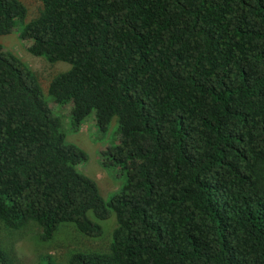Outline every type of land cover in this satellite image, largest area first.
Here are the masks:
<instances>
[{"label": "trees", "instance_id": "obj_1", "mask_svg": "<svg viewBox=\"0 0 264 264\" xmlns=\"http://www.w3.org/2000/svg\"><path fill=\"white\" fill-rule=\"evenodd\" d=\"M0 0V37L65 63L48 89L73 127L119 117L108 163L126 171L105 202L60 130L39 75L0 44V264L30 232L72 224L104 250L47 264H264V0ZM46 264V263H44Z\"/></svg>", "mask_w": 264, "mask_h": 264}, {"label": "rangeland", "instance_id": "obj_2", "mask_svg": "<svg viewBox=\"0 0 264 264\" xmlns=\"http://www.w3.org/2000/svg\"><path fill=\"white\" fill-rule=\"evenodd\" d=\"M25 4L26 23L34 19L41 5V0H22ZM23 26L17 27L11 34L1 36L0 44L6 51H10L20 57L40 77L41 88L45 95V102L52 110L53 115L59 117L62 122L60 130L66 135V140L84 150L87 161L78 166V171L93 179L105 202L121 193L127 183L126 171L108 163L105 166L104 159H110L108 152L120 143L119 117L116 116L106 131H102L97 125V116L94 114L83 122L78 130H74L73 116L74 105H59L49 95L48 89L53 78L64 70L70 68L65 63L51 64L44 57H39L30 51L33 41L22 38ZM89 216L99 222L103 227V236L91 238L79 233L72 224L62 226L49 242H40L36 232H30L16 245V252L20 258V264H44L46 255L55 259H65L71 251H96L106 249L112 241V234L116 228V216L98 221L92 212Z\"/></svg>", "mask_w": 264, "mask_h": 264}]
</instances>
